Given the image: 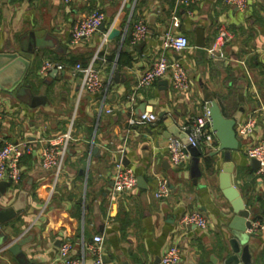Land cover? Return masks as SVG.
<instances>
[{
  "label": "crops",
  "instance_id": "1",
  "mask_svg": "<svg viewBox=\"0 0 264 264\" xmlns=\"http://www.w3.org/2000/svg\"><path fill=\"white\" fill-rule=\"evenodd\" d=\"M247 2L242 10L224 0H200L189 8L175 0H0V51L18 47V41L42 43L30 55L24 79L28 92L42 97L39 103L0 92V145L5 140H27L33 147L21 159L19 182L2 180L7 183L0 186V204L20 199L27 206L5 232L14 239L27 238L21 250L32 264H61L58 248L64 240L72 243L71 256L88 263L93 255L86 245L94 234L103 236L105 264H162L161 255L169 245L180 250L176 264H223L233 212L218 185L222 154L211 156L216 149L203 150L202 174L195 182L190 162L172 165L166 146L176 137L168 130L172 123L180 127L207 108L203 88L230 117L239 106L240 85L247 110L238 123L252 119L254 132L240 138L239 149L232 153L234 185L250 211L252 259L264 264V179L245 154L246 146L264 134V0ZM95 9L104 12L103 23L92 36L71 45L73 22ZM137 20L146 24L147 33L131 43ZM221 24L232 37L224 56L215 59L208 50ZM201 27L204 49L196 46ZM168 31L188 38V48L178 53L168 49L166 54L184 65L191 90H175L167 75L137 89L138 76L161 52ZM47 58L63 63L64 70L41 77L38 71ZM73 60L100 70L99 91L82 89L81 75L72 73ZM145 111L158 119L129 122ZM68 131L71 139L60 154L59 171L44 168L40 149ZM118 159L143 183L114 194L112 171ZM154 172L170 183V193L163 199L153 195ZM192 210L205 216L206 228L179 224L181 215ZM0 264L18 263L0 249Z\"/></svg>",
  "mask_w": 264,
  "mask_h": 264
},
{
  "label": "built area",
  "instance_id": "2",
  "mask_svg": "<svg viewBox=\"0 0 264 264\" xmlns=\"http://www.w3.org/2000/svg\"><path fill=\"white\" fill-rule=\"evenodd\" d=\"M68 3L72 0H63ZM180 6L189 8L191 5L200 0H175ZM228 5L238 9L247 8V0H224ZM189 10V9H188ZM105 19V14L100 9L90 11L88 14L78 18L71 26L70 43L76 46L81 43L84 38L92 36L98 30ZM174 24L178 26L177 20ZM147 33V26L142 20H137L130 32L131 43H137L142 40ZM232 34L225 25L221 24L218 28L215 40L208 50L209 56L212 58H222L224 56V46L231 39ZM107 38V36H105ZM189 41L186 35L180 32H166L161 42V52L152 61L139 76L136 83V88L140 89L151 85L154 81L168 76L171 86L182 92H189L192 87V82L188 76L184 65L177 59H171L166 54V50L171 49L175 52H181L188 48ZM64 70V64L52 59H44L40 68L39 75L41 77L48 76L53 71ZM73 74L81 75V87L84 91L94 93L100 90L102 86V78L100 70L91 64L82 65L77 62L72 67ZM104 107L102 100L100 108ZM107 112L111 108H105ZM158 119L157 114L152 111H145L137 116L131 117V124L153 123ZM1 125V115H0ZM181 130L189 129L188 141L184 143L179 137H171L167 142V150L169 153V161L174 166L182 165L188 162L191 158L190 153L186 150L188 144L199 146L201 151L217 149L218 141L214 131L210 126V119L207 108L189 122L180 125ZM254 132V121L248 119L236 125V134L238 139L245 138ZM1 139V138H0ZM71 139L70 132H65L57 135L48 144L42 147L39 151L41 165L44 168H56L57 172L60 169V154L65 149V146ZM33 149L31 143L27 140H5L0 145V181L7 180L12 184L19 182L22 175L21 159L31 152ZM245 154L250 159H256L259 163L257 173L264 179V134L259 137L254 143L248 144L245 148ZM155 187L153 195L157 199H163L170 193V183L167 178L159 176L155 172ZM137 184V177L132 167L124 165L121 159L114 162L112 171V191L114 194L128 192ZM179 224L185 227L196 226L206 228L208 225L205 216L197 211L192 210L185 212L179 218ZM256 227V226H255ZM252 230V229H251ZM86 248L93 257L87 263L84 258H77L70 255L72 243L64 240L58 248V257L61 264H105L103 261V236L94 234L91 242L87 243ZM180 257V250L176 245H169L161 255L160 261L162 264H176Z\"/></svg>",
  "mask_w": 264,
  "mask_h": 264
},
{
  "label": "water",
  "instance_id": "3",
  "mask_svg": "<svg viewBox=\"0 0 264 264\" xmlns=\"http://www.w3.org/2000/svg\"><path fill=\"white\" fill-rule=\"evenodd\" d=\"M33 35L31 33L32 37ZM18 44V47L0 51V92L15 94L21 100L34 105L39 103L42 97L33 96V94L29 93V87L24 83V79L29 67V57L35 52L36 47L41 46L42 43L41 40L34 39V41L29 40L26 44L18 41ZM196 46L200 49H204L206 46L202 27L197 32ZM239 89V106L230 117L224 114L221 104L207 88L202 89V95L207 104L211 129L214 131L218 141L217 149L211 152L210 155L222 154L223 162L221 171L218 173V185L223 196L229 201L233 212L227 224L231 237L224 250L223 264H256L252 259L249 244L250 235L247 233L252 223L250 211L244 204L243 196L234 185L232 153L237 151L240 146V141L236 134V125L247 110L242 91L243 86L240 85ZM168 130L184 143H187L189 129L181 130L176 123H172ZM94 150H96V147ZM186 150L191 155L189 160L190 174L193 181L196 182L202 174L200 159L203 157V152L199 146L190 144L186 146ZM252 164L257 169L259 163L256 159H252ZM6 183L0 181V186ZM141 183H143V178L138 176L137 184L141 185ZM26 208L27 206L23 205L20 199L8 204H0V249L11 253L18 264H32L21 250V245L27 241V238L14 239L10 233L5 232V229L10 220L16 218L17 214L22 210H26ZM121 264L129 263L123 261Z\"/></svg>",
  "mask_w": 264,
  "mask_h": 264
},
{
  "label": "trees",
  "instance_id": "4",
  "mask_svg": "<svg viewBox=\"0 0 264 264\" xmlns=\"http://www.w3.org/2000/svg\"><path fill=\"white\" fill-rule=\"evenodd\" d=\"M72 63H76V60H73ZM82 65H85V63H81ZM75 65V64H74Z\"/></svg>",
  "mask_w": 264,
  "mask_h": 264
}]
</instances>
